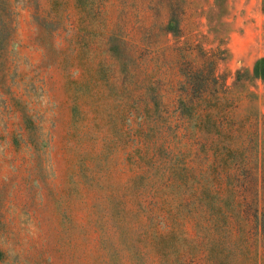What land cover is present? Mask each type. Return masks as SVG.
<instances>
[{"label": "rangeland", "instance_id": "rangeland-1", "mask_svg": "<svg viewBox=\"0 0 264 264\" xmlns=\"http://www.w3.org/2000/svg\"><path fill=\"white\" fill-rule=\"evenodd\" d=\"M221 1L0 0V264H264V174L232 204L172 104L168 12L230 86L264 55V0Z\"/></svg>", "mask_w": 264, "mask_h": 264}, {"label": "trees", "instance_id": "trees-1", "mask_svg": "<svg viewBox=\"0 0 264 264\" xmlns=\"http://www.w3.org/2000/svg\"><path fill=\"white\" fill-rule=\"evenodd\" d=\"M178 19L168 12L163 24L165 33L170 32L176 40L178 79L172 104L177 116L196 137L207 139L209 166L233 191L231 203L261 200L263 192L258 183L264 174V113L258 106V93L246 86L245 78L264 84V55L255 59L246 75L236 71L230 86L216 70L223 48L219 43L205 45L201 33L193 31L180 39ZM240 169L252 170L238 174ZM230 214L236 215L234 211Z\"/></svg>", "mask_w": 264, "mask_h": 264}]
</instances>
